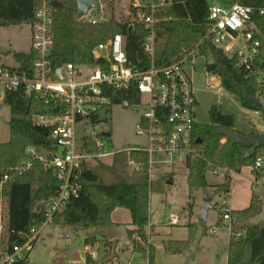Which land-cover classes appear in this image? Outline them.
<instances>
[{
  "label": "trees",
  "instance_id": "obj_1",
  "mask_svg": "<svg viewBox=\"0 0 264 264\" xmlns=\"http://www.w3.org/2000/svg\"><path fill=\"white\" fill-rule=\"evenodd\" d=\"M56 1L60 7L54 9L53 48L51 60L54 66L64 63L91 64L94 49L107 42L115 34L125 37V53L130 62L135 63L141 57L143 37L147 34L141 26L134 31L127 29L124 22L112 19L108 22L94 23L77 22L76 3L74 0ZM168 6L157 13L161 19L155 28L156 44L163 40L160 51L156 49L158 63H167L175 58L182 47H189L200 42L206 32L208 5L206 0H165ZM241 5L254 9L264 8V0H233ZM37 6L36 0H0V28L29 25L34 20ZM255 37L261 40L260 55L255 66L264 69V20L256 13L252 15ZM211 53L213 62L206 64L207 73L218 77L221 87L232 94L240 105L253 112L260 113L264 121L263 110L249 101L250 97L264 100V86L255 77L248 76L243 69L235 67L234 60L220 49L214 48L208 42L201 43L200 53ZM14 61L27 68L31 65L30 53H15ZM20 69V68H19ZM10 109L8 122L9 140L0 144V172L15 167L24 157L27 147H34L38 152H48L52 142L47 129L32 124L35 114H49L50 107L41 101L25 97L21 92L11 93L4 101ZM137 102L136 96H120L113 98L112 104L129 105ZM208 125L194 126L193 139L196 149L202 148L203 159L194 162L187 161V185L191 190L207 189L205 175L207 166L218 167L237 172L243 166H253L257 153L264 149H247L235 145L225 136V132L240 134L234 128L232 115L222 112L220 106H212L209 110ZM105 118L104 122L108 123ZM251 133L249 135H252ZM242 135V134H240ZM110 140V132L106 135ZM225 139L224 144L220 140ZM89 153L98 151L90 144ZM130 156L147 169V154L143 151H130ZM262 170V169H261ZM227 180L221 185L228 188ZM60 182L51 169H44L39 162L22 175L15 176L3 188L6 199V233L7 250L23 244L30 236L32 229L38 228L45 220V205L59 193ZM159 181H149L147 175L136 183H102L90 169H83L80 190L76 197L70 198L65 206L57 211L50 222L51 225L71 227L75 230L91 228L100 231L113 228L110 223L111 212L120 207L131 215L132 230L128 236L132 242V251L147 259V264H153L152 248L148 246L146 227L149 225V196L162 194ZM262 213V201L254 195L249 206L241 211H231L233 218L230 245L227 252V264H264V229L250 224V220ZM219 214L223 212L219 210ZM194 229L189 226L192 233ZM240 233V237L236 235ZM133 236L135 237L133 239ZM101 238L106 239L101 235ZM90 240L85 238L84 245ZM187 242L169 241L164 244V250L176 254L183 252ZM28 256L14 264H28ZM86 264H93L86 257Z\"/></svg>",
  "mask_w": 264,
  "mask_h": 264
},
{
  "label": "built area",
  "instance_id": "obj_2",
  "mask_svg": "<svg viewBox=\"0 0 264 264\" xmlns=\"http://www.w3.org/2000/svg\"><path fill=\"white\" fill-rule=\"evenodd\" d=\"M36 2L34 20L29 24L31 65L21 69L17 63L13 67L0 64V101H5L8 93L21 92L50 107L52 112L49 114L33 115L32 124L48 130L52 149L40 153L34 147H27L15 167L0 172V264L24 260L53 215L70 198L78 195L82 171L88 160L111 155L105 152L110 140L105 136L109 131L103 124L109 116L113 98L136 96L137 102L133 104L145 107L136 125V134L143 137L146 144L131 150L147 154L149 173L155 165L169 167L178 159L185 163L200 158L193 139L196 100L191 77V65L197 52H185L167 63H158L156 57L155 28L161 21L157 13L167 7L168 2L128 0L124 19L127 29L134 31L141 26L147 32L142 40V55L135 63L130 62L125 53V37L115 34L94 49L93 63H64L61 66H54L51 60L54 8L47 0ZM254 13L264 20V8L254 9L237 2L208 7L206 32L197 48L208 42L232 58L236 68L245 70L248 76L255 77L264 86V69L255 66L261 40L253 31L251 18ZM90 22L97 23L95 20ZM245 29L248 31L244 32ZM256 115L262 119L260 113L256 112ZM97 125L103 129L101 134L96 132ZM90 144L97 153L87 151ZM258 154L254 170L263 168L262 150ZM35 162L54 172L60 182L59 193L46 203L44 222L30 231L23 244L8 251L3 188ZM222 206L226 207V203ZM233 221L231 211L225 209L222 222L230 235ZM170 222L176 224L177 218L173 217ZM240 236V233L236 235ZM90 258L96 259L94 250L90 251Z\"/></svg>",
  "mask_w": 264,
  "mask_h": 264
},
{
  "label": "rangeland",
  "instance_id": "obj_3",
  "mask_svg": "<svg viewBox=\"0 0 264 264\" xmlns=\"http://www.w3.org/2000/svg\"><path fill=\"white\" fill-rule=\"evenodd\" d=\"M74 1L76 3V0ZM93 1L95 7L85 17L77 19L75 15L77 22L84 23L95 20L98 23H102L111 19L116 22H124L128 0ZM206 3L208 7L213 5L229 6L233 3V0H206ZM199 43L196 42L189 47H182L175 56V58L182 56L189 51H195L194 54L197 52L191 65L193 92L196 100V123L198 125H208L210 123V108L212 106H220L224 114L233 116L234 128L240 134L249 135L264 130V121L262 119L258 121V116L253 111L244 109L232 94L226 92L221 87L217 76L207 73L205 65L213 62V56L209 52L202 55L200 53L201 46L197 48ZM162 44L163 40H158L155 50L160 51ZM14 46H17V49H14ZM29 49L30 29L28 25L0 29V64L13 67L12 53H27ZM108 112L109 116L107 118L109 121L104 123L103 127L111 134L110 143L105 149V152L111 155L88 160L87 164L92 167V171L98 179L105 184L119 182L136 183L141 181L144 175L148 176L149 181H159L164 192L162 194H152L150 198L152 215L156 224H163L162 226L166 228L165 223L173 216L179 219V223H182L185 213L184 208L189 202L190 196L195 200L196 207L201 201L200 192L188 188L186 166L180 159L175 161L174 166H158L159 173L155 176L160 177L156 179L154 176L152 179L154 173H149L148 169L145 170L141 163L130 156L131 149L144 147L146 144L145 139L136 134V125L139 123L141 115L145 112V107L140 104H131L125 108L123 105L114 104L109 107ZM9 118V106L4 101H0V144L9 140ZM87 128L89 129V126ZM225 142V139L220 140L221 144ZM197 152L200 154L199 159H203L202 148H198ZM258 157L259 154L257 153L255 162ZM261 157L264 160V150H262ZM254 164L251 166L252 168ZM247 168L248 166L241 167V172L232 177L230 184L231 193L226 207L222 206L224 201L222 190L216 191L215 203L217 204L213 206L207 222L197 224L192 233L188 229L182 231V228L170 227L172 239L179 233H184L181 235L184 238L179 239V242L188 243L187 248L183 252L175 255L184 253L183 255L187 258V262L193 260L196 264H207L211 261L214 264H225L222 250L218 251V249L211 247L205 236L209 238L215 232V235L223 233V230L217 231L214 228L219 210L221 212L225 209L244 210L243 208L248 207L247 203L249 204L250 202L251 191L255 197H262L264 194V180L255 181V178L250 176ZM224 171L230 170L208 165L207 179L211 182L221 183ZM261 172H264V163ZM172 179V185H168L167 182ZM259 200L263 201L262 210L264 211V199ZM192 202L191 200V204L187 205L189 213L192 212ZM250 224H252L251 220ZM189 226L191 225L187 224L188 228ZM212 229H214V232L211 231ZM165 232L169 231L165 230ZM66 234L68 237H66ZM146 235L148 238L149 231L147 229ZM85 238L90 240L88 249L84 245ZM159 244L155 246L156 249L159 248ZM161 246L162 244H160ZM91 250L96 252L95 260L90 258ZM163 254L165 256L172 255V253L166 252L164 248ZM86 257L90 258L93 264H143L142 257L134 255L130 249L122 250L116 246L115 242L101 238L99 229L91 228L80 231L71 227H60L51 224L46 225L40 232L28 255L27 262L28 264H83V260Z\"/></svg>",
  "mask_w": 264,
  "mask_h": 264
},
{
  "label": "crops",
  "instance_id": "obj_4",
  "mask_svg": "<svg viewBox=\"0 0 264 264\" xmlns=\"http://www.w3.org/2000/svg\"><path fill=\"white\" fill-rule=\"evenodd\" d=\"M23 26V25H22ZM29 26V25H28ZM12 27H19V26H12ZM9 28V27H8ZM0 29H7V28H0ZM14 49H17V46H14ZM30 50V49H29ZM29 50L27 53H29ZM15 53H21V52H14L12 53V60L14 61L13 59V55ZM16 64V62L14 61V65ZM256 114V112H254ZM258 121H260V118L258 117ZM110 143V142H109ZM109 157V156H107ZM185 165V163H183ZM159 165H155L152 167V172L154 173L152 175V179L154 178V176L159 173V170L157 169ZM160 167V166H159ZM162 167V166H161ZM86 169H90L92 170V167L90 165H86ZM247 170L249 171L250 173V176H253L255 178V181H258L260 179H263L264 180V172L262 173L261 172V169L259 170H254L251 166L247 168ZM161 172V171H160ZM188 172V171H187ZM241 172V169L237 172H234V171H224V174L223 175V181L221 183H216V182H211L207 179V172H206V175H205V179H206V183L209 185V187L207 188L208 191L214 193V197L212 199V202H211V205H212V208L214 205H216L217 203H215V198H216V191L217 190H222V193H223V197H224V201L226 203V206L227 204L229 203V198H230V184H231V181H232V177L239 174ZM211 173V171H210ZM212 174V173H211ZM263 174V175H262ZM156 177V176H155ZM160 176H157V178H159ZM186 179H187V174H186ZM227 180L228 182V188H227V191L228 192H225V189L221 187V185ZM171 183L169 184L168 182V185H172L173 183V179L170 180ZM196 191H199L200 192V195H201V201L200 203L198 204L197 208L196 207V204H195V200L193 198H191L190 196V200L189 202L186 204V207L184 208L185 209V213H184V218H183V221L182 223H179V219L177 217H174V218H177V223L176 224H171L170 220L173 218V217H170L168 219V221L165 223V227L162 226L163 224H160V225H157L156 224V221L152 215V208H151V195L149 196V225L147 226V231H149V237H148V246L152 248V252H153V264H196L193 260L191 262H187V258H185V256L183 255L184 253L182 254H172L171 256H165V254H163V248H164V244L168 243L169 241H173V242H179V239H182L184 237H182L181 235L184 234V233H179L177 236H175L174 239H172V234H170V227H173V228H182V231H186L187 229L189 230V228L187 227V224H190L191 227L194 229V227L197 225V224H201L197 221V215L201 209V206L203 204V201H202V190H196ZM253 191H254V188H253ZM254 194L252 193L251 191V196H250V201H251V198ZM234 197V196H233ZM258 199H261L262 198L264 199V194L262 195V197H257ZM191 200L193 201L192 202V212L189 213L187 211V205L190 203L191 204ZM263 202V201H262ZM250 204V202H249ZM249 204L247 203V206H249ZM246 207V206H245ZM247 208V207H246ZM246 208H243V209H246ZM212 211L209 210L207 216H206V221H208L209 219V215H210V212ZM230 211H233V212H237L235 210H230ZM241 211V210H240ZM264 217V211L262 210V213L257 216L256 218L252 219L251 222L253 225H258L259 226V222L260 220ZM192 218H195V219H192ZM110 223L113 225V228H116V227H124L127 231V234H128V230H132L133 227L131 226V215H130V212L125 209V208H116L114 209L111 214H110ZM220 225V226H218ZM169 227V228H168ZM215 230L217 231H221L223 230V233L222 234H218L215 235V233H213L212 237H207L205 236V238L209 241V244L211 245V247H213L214 249H218V251L222 250L223 254H224V258H225V264H227V252H228V248H229V245H230V232L226 229L225 226H223V222H222V215L219 214L218 212V216H217V219L215 220V226H214ZM165 230H168L169 232H165ZM181 230V229H180ZM103 233V231H100V235ZM66 237L67 234H66ZM129 237V236H128ZM130 240V238H129ZM178 240V241H176ZM111 242H115L116 246H118L120 249L122 250H127V249H130L132 251V245H131V241L129 243L128 246H123L121 241L120 240H109ZM162 244V246L160 247V244ZM157 244H159V248L156 249L155 246H157ZM89 246H86V248L88 249ZM163 247V248H162ZM87 249H86V252H87ZM216 251V250H215ZM132 253L134 255H138L140 256L139 254L137 253H134L132 251ZM141 257V256H140ZM142 261H143V264H147V259L145 258H141ZM91 261V260H90ZM92 263V262H91ZM83 264H86V258L83 260ZM199 264V263H197ZM207 264H214L213 261L207 263Z\"/></svg>",
  "mask_w": 264,
  "mask_h": 264
},
{
  "label": "water",
  "instance_id": "obj_5",
  "mask_svg": "<svg viewBox=\"0 0 264 264\" xmlns=\"http://www.w3.org/2000/svg\"><path fill=\"white\" fill-rule=\"evenodd\" d=\"M51 7L56 9L60 7V4L56 1H53L50 3ZM95 7L93 0H76V17L77 19H82L85 17L89 11L93 10ZM248 29H245L244 32H247ZM60 71H58V74ZM7 97H10V93L7 94ZM249 101L252 102L254 105L260 107L263 110L264 113V100L259 99L257 97H250ZM123 106L125 108L128 107V103H124ZM96 132L98 134H101L103 132V129L97 125L96 126ZM225 136L231 140V142L235 145H239L243 148L247 149H264V130L259 131L252 135H240V134H232L225 132ZM169 184L171 181L168 182ZM214 197V193L208 191L207 189L202 190V201L203 204L201 206V209L197 215V221L199 223H205L206 216L209 212V210L212 209V199ZM259 229H264V217L259 222ZM103 237H105L108 240H120L123 246H128L130 243L127 231L124 227H116L111 228L108 230H104L101 234Z\"/></svg>",
  "mask_w": 264,
  "mask_h": 264
}]
</instances>
